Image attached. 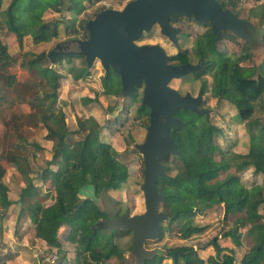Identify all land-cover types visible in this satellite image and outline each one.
<instances>
[{
  "label": "trees",
  "instance_id": "trees-1",
  "mask_svg": "<svg viewBox=\"0 0 264 264\" xmlns=\"http://www.w3.org/2000/svg\"><path fill=\"white\" fill-rule=\"evenodd\" d=\"M217 1L222 8H228L238 16L237 8L240 0ZM67 2L68 0H12L4 9L3 0H0V78H3L7 88H12L16 83L13 75H7L8 68L15 65L16 60L8 54L7 46L3 43L4 38L9 35L14 36L19 47H22L26 36H30L34 43L56 38L59 22H46L43 16L49 9L54 12L61 11ZM80 6V2H76L67 10L77 11ZM101 10L103 8L98 10V13ZM253 15H258L260 26H263L264 4L260 6L259 12ZM87 21L79 22L81 30L86 33L82 39L87 38L85 29ZM65 29L68 31L70 28ZM178 32L176 29V36ZM71 33L74 35L73 40L78 39L79 29L75 28ZM222 38L221 32L214 35L209 27L202 35L203 46L200 44L196 46V56L201 58L204 64L210 65L211 95L216 97L217 102L227 101L232 105L236 110L237 118L245 123L249 137L247 153L238 155L221 151L214 142L216 135L221 132L218 127L212 126L204 115H196L186 110L188 115L185 116V111H178L175 116L184 122V126L170 131L178 152L176 155L159 160L160 163H165L169 159H173L172 163L178 162L175 173L172 176L168 175L167 171L171 169L167 167L166 175L163 177L172 182L170 185L173 188L165 193L166 200L161 205L170 224L215 207L222 209L225 221L237 214L241 216L235 217L230 229L218 230L210 239L199 241V244L165 248L151 259V262H155L156 258L160 257L154 264H160L163 259L170 260L172 264H236L234 251L222 246L220 240H229L236 248L241 249L243 234L250 237L252 243L248 250L245 249L239 264H264V219L259 211L264 205L263 188L256 184L246 188L238 178L239 173L248 169H251L254 175L264 176V117L262 119L253 117L255 100L233 90L229 76V71L232 69L235 81L242 84L255 82L253 77L257 67L243 68L238 64L253 60L252 51L246 43L240 55L236 56L237 61L233 62L231 58L222 56L213 62L212 54ZM28 56L31 58L27 59ZM71 57L60 56L57 61L64 60L71 64L73 58L82 59L79 66H70L67 73L74 82L84 81L88 75L84 58L78 55ZM45 58L44 53L36 56L25 53L20 65L30 70ZM168 60L177 65L188 63V53L179 52ZM44 74H47L43 78L45 85L29 104L32 108L38 109L37 122L45 127L46 138L56 142L51 159L37 174V180L47 188L49 184V190L54 196L53 202L44 207L39 201L29 203L26 207L29 211L28 216L34 224V238L44 241L51 251L61 250L63 237L65 241L77 246L78 249L70 259L64 255L59 259L58 264H104L111 256L117 257L121 251L116 247L114 250L105 251L102 246L107 241V237L99 235V230H91L92 227L95 228L96 222L104 217L97 209L99 204L96 202L108 196L109 191L119 189L127 181L130 168L129 165L119 162L117 150L97 140L99 125L94 118H78L77 130H68L64 114L52 110L59 92V81L63 75L50 68L46 69ZM111 74L113 73H109L104 79L109 78ZM116 77L119 81L118 76ZM104 86L107 89L110 87L106 81ZM118 86L120 88L119 83ZM119 88L115 89L114 93L110 91L111 89L108 90L107 95H118ZM4 92L5 90L0 89V100L4 98ZM135 94L136 90L132 98ZM196 116H201L202 120H196ZM74 135H78L79 138L68 143L67 140ZM216 153L219 154L218 160L215 158ZM19 160H23L20 155H12L9 158V161L16 165H19ZM4 175L5 169L0 165L1 222L16 204L10 199L9 190L2 183ZM163 178L158 179L157 186ZM35 194L29 181L27 187L21 191L19 201L30 200ZM93 194L97 195L95 199L88 198ZM24 209V207L20 209L17 221L20 217H25ZM243 226H247V230H240ZM61 228L63 233H60ZM203 231L201 228H194L192 223L186 221L179 226L176 234L179 238L186 239L191 234L198 235ZM162 235L161 230L160 239ZM107 236L113 242L117 240L113 237V233ZM208 248H211L213 253L206 258L200 257L198 253ZM148 263L146 260L144 264ZM0 264L5 262L1 261Z\"/></svg>",
  "mask_w": 264,
  "mask_h": 264
},
{
  "label": "rangeland",
  "instance_id": "rangeland-1",
  "mask_svg": "<svg viewBox=\"0 0 264 264\" xmlns=\"http://www.w3.org/2000/svg\"><path fill=\"white\" fill-rule=\"evenodd\" d=\"M10 0H7L9 3ZM130 0H101L98 4L91 3L88 5V9L84 12L85 7L81 5L77 11H70L72 19L76 18L80 13H83L79 17V22L93 19L101 8H112L121 10L127 2ZM95 2V1H94ZM264 4V0H240L238 4V16L242 19H246L254 26L256 30L263 28V34L260 35L261 41L264 38V25L260 26V19L258 15H253L259 12L260 6ZM56 16V15H55ZM173 18L171 25L178 29V43L177 45L171 44V42L160 34L159 28L154 26L150 32L144 34V36L136 42L137 45H160L166 52L167 56H173L175 52H187L189 62L196 63L198 56L196 46L200 44L203 46L202 35L208 31L209 26L204 24H197L191 18L187 19L184 17ZM58 20L59 17H49L47 21ZM74 26L71 27V30ZM79 29V39H82L86 34ZM58 37H52L47 42L34 43L29 38H25L22 47H19L17 42L10 36L4 38L3 43L7 46V52L10 56L16 60V64L9 67L7 75H13L16 79V83L12 88H7L3 82V78H0V89L6 90L4 98L0 102V165L5 169V176L3 178V184L9 190L10 199L15 202V206L11 208L8 215V220L4 219L8 223V230L2 228L0 221V250L4 249V243L8 240V245H11L13 252L10 254H21L23 257L27 256L28 253L20 251L18 244L19 242H25L23 239L31 244L34 242V224L30 220L26 210L29 203L39 201L44 207L47 204L53 202L54 194L49 190V184H42L41 181L37 180V174L39 170L44 169L46 162L51 159L53 143L44 139L46 134L45 127L38 120V109L31 107L29 101L36 97L38 92H41L45 80L41 73L42 67L46 69L50 68L61 75L64 80L59 81V92L57 99L52 106V110L56 113L61 111L65 117V123L70 131L77 130L76 121L78 118L85 119L92 117L96 120L99 125V132L97 140L103 143L111 145L119 153L118 160L121 163L129 165V177L127 181L115 191H109L110 198L113 199L114 204H109V200L106 201L105 210L101 211L102 217L95 224L94 230H101L99 235H105L107 241H105L102 248L105 251L114 250L116 247L121 253L116 256H111L110 259L106 260L104 264H117L123 257H131L132 243L130 231L119 229L116 232L109 231L111 225L110 218L106 214V210L111 209L110 215L117 218L125 214L128 211L129 216L139 215L144 212V198L141 191V185L143 183L142 171L144 164L139 153L135 150L134 146L144 141L146 134L145 128L148 125V114L149 110L141 105V89H136V94L132 98L125 100H119L118 96H108L107 92L110 90L118 89L116 84L111 85L117 81L115 75H111L109 78L104 79L107 75L100 67L99 63H95L91 69H87L89 75L84 81L72 82L70 76L67 74V69L70 66H79L82 59L73 58L71 64H68L64 60L57 61L59 57H56L54 62H50L47 59V54L54 49L57 44L66 46L67 42L71 40L63 38L64 26L58 28ZM223 34L222 40L218 43L217 49L213 52V62L219 60L222 56L231 58V61L235 62L236 56L240 55L244 49L245 43L247 42L237 38L229 32H221ZM76 40V39H74ZM69 50H77L76 44H70L66 50L62 52H68ZM252 51V49L250 48ZM25 53H32L36 56L44 53L46 58L42 59L36 66L31 67L30 70L22 67L20 64L23 61V55ZM252 58L250 61L238 62L243 67H257L253 79L255 82L241 83L235 81L232 69L229 71L230 81L232 88L235 91L241 92L245 97L254 99L255 101V113L254 118L262 119L264 117V51L252 52ZM72 58L71 56H69ZM31 58V56H28ZM169 63H173L168 60ZM41 66V67H40ZM205 71V72H204ZM106 81L107 85H110L109 89L103 87L102 84ZM39 83V84H38ZM175 88L180 94L190 92L196 94L199 87L204 91V97L206 105L204 109L209 110V116L207 120L209 123L220 129V134L214 138L215 144L221 151L227 152L228 154L244 155L248 150L249 137L246 132L245 123H242L236 114L235 108L230 105L227 101L217 102L216 97L211 95V70L209 64L202 63V68L196 72L188 74L179 80L172 81L169 84ZM260 92H263L261 94ZM256 94H258L256 96ZM261 94V95H260ZM260 95V96H259ZM88 96V97H86ZM93 101V102H92ZM121 106L120 111H116V107ZM185 116L188 112L185 111ZM196 120H202V117H195ZM79 138L78 135H74L72 138L67 140L71 143ZM23 157V160H19V165L13 164L9 161L11 156ZM215 158L219 159V154H215ZM173 159H169L167 162L162 164L170 167V171H167L168 175L175 173V166L178 162L172 163ZM172 163V164H171ZM238 178L243 186L249 188L251 185H260L263 188L264 195V176L254 175L251 169L245 170L238 174ZM30 181L31 186L34 188L36 194L30 200L23 199L19 201L21 191L27 187ZM172 182L166 178L160 179V185L158 186V192L163 194L165 197L166 192H170L173 186ZM96 198L97 195H89L88 198ZM24 207L26 210L25 217L19 216L20 209ZM107 208V209H106ZM98 209V208H97ZM163 205H159V211H163ZM99 210V209H98ZM260 214L264 219V205L260 208ZM165 213V212H164ZM237 214L228 218L223 219V211L220 207H215L204 211L201 214H195L187 218L180 219L174 224H170L168 220L161 223V230L163 232L162 238L158 241H146L143 243V248L146 249H157L155 252H163L165 248L180 245L199 244V241H205L212 237V235L218 230L226 231L233 225ZM191 219V220H190ZM192 223L194 228H201L203 232L189 235L186 239H181L177 236L176 232L180 225L184 222ZM171 225V226H169ZM191 228V227H189ZM92 230V228H91ZM240 230H247V226H243ZM68 231V230H67ZM69 232V231H68ZM100 232V231H99ZM60 233H63V228L60 229ZM109 233H113V237L117 238L116 241H111ZM7 236V237H6ZM5 237V239L3 238ZM21 238V239H19ZM243 248L238 249L233 246L229 240L221 239L220 244L231 248L234 251V258L236 264L238 259L241 257L247 246L251 245L250 237L244 234L241 237ZM112 242V243H111ZM32 246L30 251L33 254H41L42 250L40 243ZM196 248V247H195ZM77 246L65 241L62 238L61 250L47 249L44 251L43 261L39 257H36L39 264H58L59 259L62 256H70L75 253ZM5 250V249H4ZM212 249L208 248L205 252H199V256L206 258L212 254ZM137 257L136 252L134 253ZM6 255V254H5ZM1 257V255H0ZM29 257V255H28ZM160 257L156 258L155 262H158ZM1 260V259H0ZM34 260V259H33ZM2 261V260H1ZM0 261V262H1ZM148 264H154L150 259L147 260ZM160 264H172L168 259H163Z\"/></svg>",
  "mask_w": 264,
  "mask_h": 264
},
{
  "label": "water",
  "instance_id": "water-1",
  "mask_svg": "<svg viewBox=\"0 0 264 264\" xmlns=\"http://www.w3.org/2000/svg\"><path fill=\"white\" fill-rule=\"evenodd\" d=\"M175 16L209 25L214 35L229 32L247 42L253 53L264 51V42L260 38L263 28L256 30L251 22L238 17L228 8H222L217 0H130L121 10L105 8L88 20L85 24L87 38L67 42L68 48L70 44H76L77 50L62 52L61 44H57L47 54V59L52 63L56 57L68 58L72 55L82 56L88 69L99 63L104 74L113 73L119 77V100L131 98L135 90L142 87L141 105L149 110L148 125L144 141L134 148L144 162L141 185L144 212L129 216L126 211L115 218L110 215L111 209L105 211L111 219L109 231L122 229L132 233L133 255L135 251L143 252L144 241L159 240L161 223L168 220L167 215L158 210L166 197L158 192L157 184L167 171V166L159 160L178 152L170 131L184 126V122L175 114L188 110L196 115H204L206 119L209 116V110L199 109L201 92L193 98L189 94L182 96L169 87L172 80L199 71L202 62L196 65L169 63L160 45L136 44L144 34L157 26L160 34L176 45V29L170 23ZM121 109V106H117L114 113ZM100 200H109V204L113 202L109 196ZM141 260V264H144L145 259Z\"/></svg>",
  "mask_w": 264,
  "mask_h": 264
},
{
  "label": "crops",
  "instance_id": "crops-1",
  "mask_svg": "<svg viewBox=\"0 0 264 264\" xmlns=\"http://www.w3.org/2000/svg\"><path fill=\"white\" fill-rule=\"evenodd\" d=\"M12 0H10L9 1V3L11 2ZM95 1V2H94ZM99 1H101V0H68V2H67V4H66V6H64L62 9H61V11H59V12H54V11H52V10H50L49 9V11H47V12H45L44 13V16H43V20L44 21H46V22H52V21H47V19H49V17H52V18H55V17H59L58 18V20H57V18H56V20H53V21H57V22H59V27L58 28H62L63 26H64V29L66 28V27H68V31L65 29V31H64V37L63 38H65V39H68V37H71V40H73L72 39V37L74 36L72 33H71V27L72 26H74L73 28H72V30L73 29H75V28H77L78 27V24H79V17L81 16V15H83V13L84 12H86L87 11V9H88V5H90L92 2L93 3H95V5L96 4H98V2ZM103 1V0H102ZM106 1V0H105ZM76 2H80V5H83L84 7H85V10H84V12L83 13H80L76 18H74V19H72L71 18V16H70V10H67V8L69 7V6H72L74 3H76ZM9 3L7 2V0H3V8L5 9L8 5H9ZM56 15V16H55ZM59 30L57 29V32H58ZM60 34L58 33V35H57V37L59 36ZM11 38H13L14 40H15V38H14V36H12V35H9ZM25 38H29L30 40H31V42H33V40H32V38L30 37V36H26ZM24 38V39H25ZM24 39H23V41H24ZM79 39V38H78ZM71 40H69V41H71ZM77 40V39H76ZM40 44V43H39ZM9 54V53H8ZM10 55V54H9ZM34 67V66H33ZM41 67V66H40ZM50 69H51V67H50ZM45 70H46V68L45 67H42V71H41V73L42 74H44L45 73ZM68 74V73H67ZM47 74H44L43 75V78L46 76ZM88 75H89V73H88ZM87 75V76H88ZM105 75H109V74H105ZM111 75H115V74H111ZM110 75V76H111ZM70 76V75H69ZM109 76V77H110ZM115 76H117V75H115ZM64 78V77H63ZM119 78V77H118ZM70 79H71V76H70ZM62 80H64V79H62ZM72 80V79H71ZM72 82H74L73 80H72ZM118 83L120 84V82L117 80L116 82H113L111 85H114V84H116V86H117V88H119V86H118ZM102 86L104 87V83L102 84ZM116 90H118V89H116ZM120 90H121V86H120V88H119V93H120ZM6 91V90H5ZM115 92V90H112V93H114ZM117 92V91H116ZM119 93H118V95H119ZM108 96H113V95H108ZM86 97H88V96H86ZM0 102H2L1 100H0ZM93 102V101H92ZM45 132H46V130H45ZM44 139L45 140H47V141H49V142H52L53 143V146H52V153H51V156H52V154H53V151H54V147H55V141L54 140H51V139H47L46 138V134H45V136H44ZM5 176V175H4ZM2 183H3V180H2ZM109 196V195H108ZM109 197H111V196H109ZM91 199H95V198H91ZM112 199V198H111ZM112 201H113V199H112ZM94 202V201H93ZM95 202H96V200H95ZM105 203L106 202H101V200H98V203L97 204H99L98 205V209H99V212L101 213V211H104L105 210V208H104V205H105ZM113 204H114V201L112 202ZM15 206V205H14ZM11 210V209H10ZM10 213L8 212V214H7V216H6V218L5 219H7L8 220V215H9ZM6 220V221H7ZM5 221V223L2 221L1 223H2V228L3 229H6V230H8V228H9V226H7V225H9V222L7 223ZM92 231H94V230H92ZM100 231V233H101V230H99ZM118 231V230H117ZM112 232H116V231H112ZM7 237V236H6ZM248 237V236H247ZM4 239H5V237H3ZM131 238H132V236H131ZM19 239H21V238H19ZM251 239V238H250ZM7 242H8V240L7 239H5ZM25 242H19V244H18V247H19V250L20 251H25L26 253H28V255H29V257H28V255L27 256H25V257H23V255L21 254V252H20V254H10V251L11 252H13V250H12V248H10L11 247V245H8V243L7 242H5L4 244V249H1L0 250V255H1V257H0V259L3 261V262H5V264H39V262H38V260L36 259V257H39V258H41L42 259V262L43 261H45V262H47L46 261V259H43V257H44V251L45 250H47L48 249V246L46 245V243L44 242V241H42V240H40V239H37V238H34V242H35V244H31V243H29V242H27V240H25V239H23ZM158 241V240H157ZM37 243H40V245H41V249L42 250H40V251H42V253L41 254H33V253H31V255L29 254L30 253V251H33L32 250V246H36V245H38ZM234 246V245H233ZM235 247V246H234ZM249 247L250 246H247V250L249 249ZM207 250V249H206ZM53 251V250H52ZM148 252V251H147ZM146 252V253H147ZM202 252H205V251H202ZM244 253V252H243ZM6 254V255H5ZM243 255V254H242ZM242 255H241V257H242ZM131 256H134L133 254H131ZM67 257H68V255H67ZM240 257V258H241ZM69 258V257H68ZM240 258L238 259V261H237V264H239V260H240ZM34 259V260H33ZM70 259V258H69ZM0 260V261H1ZM142 263V260H139V259H136L135 260V264H141Z\"/></svg>",
  "mask_w": 264,
  "mask_h": 264
},
{
  "label": "flooded vegetation",
  "instance_id": "flooded-vegetation-1",
  "mask_svg": "<svg viewBox=\"0 0 264 264\" xmlns=\"http://www.w3.org/2000/svg\"><path fill=\"white\" fill-rule=\"evenodd\" d=\"M173 18H176V17H173ZM173 18H171L170 19V23H171V21H172V19ZM209 26V25H208ZM175 29H177V28H175ZM144 36V35H143ZM142 36V37H143ZM177 37V36H176ZM177 43H178V38H177ZM177 45V44H176ZM175 45V46H176ZM62 46V45H61ZM66 49H68V47H67V44H66V46H62V49L61 50H66ZM179 53V51H177V52H175V54L173 55V56H175V55H177ZM170 57H172V56H170ZM170 57H168V58H170ZM168 60V59H167ZM169 62V61H168ZM199 62H202V63H204L203 62V60L201 59V58H198L197 59V62L196 63H191V62H188V63H191V64H193V65H196V64H198ZM201 68H202V66H201ZM198 72V71H197ZM205 72V71H204ZM194 74V73H193ZM179 80V79H178ZM172 81H175V80H172ZM171 81V82H172ZM170 82V83H171ZM169 83V84H170ZM169 87H171L170 85H169ZM172 89H174L175 91H177L175 88H173V87H171ZM140 89H141V93H142V87H140ZM178 92V91H177ZM199 92H201V97H202V101H201V103H200V106H199V109H204L203 107L206 105V100H205V95H204V91L199 87V89H198V91L196 92V94H191L190 92H185L184 94H180L179 92V94L180 95H182V96H184L185 94H189L191 97H193V98H196L197 97V95L199 94ZM177 114V113H176ZM175 114V115H176ZM176 117V116H175ZM206 119V118H205ZM207 120V119H206ZM96 203H98V201L96 202ZM130 235L132 236V233H130ZM130 236V237H131ZM144 243H146V241H144ZM157 249H154V248H151V249H146V248H143V252L142 253H140L139 251H135L136 252V254H137V257L134 255V256H129V257H123V259H122V261L120 260L117 264H135V260L136 259H139V260H141V259H145V262H146V258L147 257H149V256H154V255H156V251ZM148 251V252H147ZM158 251V250H157ZM147 252V253H146ZM158 253V252H157Z\"/></svg>",
  "mask_w": 264,
  "mask_h": 264
}]
</instances>
